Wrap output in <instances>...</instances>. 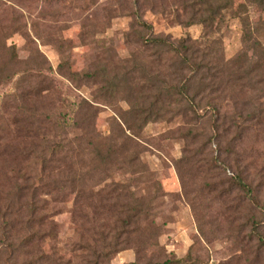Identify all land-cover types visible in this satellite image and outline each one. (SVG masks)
<instances>
[{
    "label": "rangeland",
    "instance_id": "rangeland-1",
    "mask_svg": "<svg viewBox=\"0 0 264 264\" xmlns=\"http://www.w3.org/2000/svg\"><path fill=\"white\" fill-rule=\"evenodd\" d=\"M194 1L0 0V64L8 61L5 47L14 45L16 51V58L7 66L0 85V136L13 138V122L17 115L13 112L20 107V103L11 99L4 101L5 94L29 84L34 86L45 78L50 82L46 86L51 103L44 112L50 124L60 126L59 123L66 120L85 126L84 119L76 111L77 104L85 98L93 108L83 109L82 113L94 114L96 132L102 136L116 132L119 116L130 119L124 100L126 86L111 94V90L103 88L106 83L99 79L85 81L79 76L89 68L105 69L111 81L114 73L122 75L125 59H130L131 55L137 62L149 61L146 54L153 50L143 48L133 31L140 22L152 26L155 34L168 35L173 40L190 38L196 46L208 48L212 41H218L216 45L228 61L242 53L244 46L252 63L263 55L264 9L258 0H222L220 4L226 6L220 9L218 17L209 20L208 27L201 23L178 24L177 13L186 21L185 12L201 9L208 12L212 8L197 4L193 9ZM204 33L207 36L202 37ZM257 41L260 45L253 51L252 44ZM41 61L43 65L38 66ZM237 64L248 66L242 57ZM29 73H34V78L20 85L28 79ZM141 84L139 81L137 86ZM232 93L237 94L236 100L258 104L252 91L239 93L234 88ZM225 104L222 112L231 116L232 103ZM262 107V113L247 124L234 142V150L243 156L248 167L258 204L239 203L237 196L241 193L227 181L225 186L229 191L224 196L206 187L211 179L194 163V159L209 156L207 148L195 153L203 142L201 137L187 146L192 163L189 160L179 162L186 148L184 136L192 127L181 115L150 121L137 130L134 139L139 144L140 160L148 170L142 175L113 173V179L128 181L134 195L142 199L145 213L138 220L130 245L113 254L110 264H161L169 258H184L183 264H264V245L258 240L264 237V103ZM213 125L211 120H200L196 131L212 134ZM52 134L67 137L61 152L65 167L70 166L81 176L97 167L93 161L97 139L91 134L73 126L64 131L54 128ZM237 135L232 127L228 138ZM211 147L216 155V142L213 141ZM7 164L0 158V172ZM225 173L226 177H232L230 170ZM179 174L185 182V191ZM225 176H221L224 182ZM98 187L86 177L79 181L76 188L81 196L77 209L73 204L74 193L66 192L62 201L51 202L52 212L57 213L53 220L58 232L53 243L66 256L71 254V244L83 234L82 226L88 228L93 223L84 222L78 215L87 214L91 219L87 205L99 202Z\"/></svg>",
    "mask_w": 264,
    "mask_h": 264
},
{
    "label": "trees",
    "instance_id": "trees-1",
    "mask_svg": "<svg viewBox=\"0 0 264 264\" xmlns=\"http://www.w3.org/2000/svg\"><path fill=\"white\" fill-rule=\"evenodd\" d=\"M221 1L196 0L191 4L193 9L201 4L212 6L211 10L185 12L186 21L177 13L175 19L178 24L201 23L208 27L209 20L218 17L220 9L226 6L220 4ZM258 1L264 9V0ZM133 31H136V41L143 48L153 50L146 54L149 61L137 62L131 55L130 59H125L122 75L114 73L111 81L106 77L105 69L89 68L79 76L85 81L99 79V82L106 83L103 88L111 90V94L113 90L126 86L124 100L129 107L126 114L130 119L119 116L117 130L112 134L102 136L96 132L93 127L94 114L82 113L83 109L93 108L85 98L76 107L77 115L84 119L85 126L66 120H62L60 126L50 124L44 112L51 103L46 86L50 82L46 78L38 80L34 86L29 84L19 91L5 94L4 101L11 99L20 103V107L13 112L17 114L13 122V138L0 136V158L8 163L7 168L0 172V264H110L113 254L130 245L138 220L145 213L142 199L134 195L131 185L126 183L128 181L113 179V173L142 175L147 172L148 167L140 160L139 144L134 138L137 137V130L148 122L165 120L168 116L181 115L187 124L192 125L184 136L186 148L179 162L189 160L192 163L189 159L191 151L187 146L193 145L201 137L203 142L195 153L207 148L209 156L194 159V163L208 175L212 174L207 175L211 182L206 187L224 196L229 191L225 186L227 181L241 193L237 196L239 203L247 201L258 204L255 188L249 180L248 167L243 156L234 150V142L247 124L262 113L264 52L252 63L251 58H247L244 46L242 53L228 61L216 45L218 41H212L206 48L196 46L190 38L173 40L168 35L155 34L152 26L146 22H140ZM205 36L207 34L204 33L202 37ZM259 45L258 41L253 42V51ZM5 51L8 61L0 64V85L7 66L16 58L14 45L5 47ZM241 57L248 62L246 68L243 64H237ZM37 65L41 66L43 62ZM34 75L29 73L28 79L20 85L28 83ZM139 81L142 84L137 86ZM234 88L239 93L243 90L254 92L253 97L258 104L236 100L237 94H231ZM226 102L232 103L231 116L226 111L222 112ZM204 119L214 123L212 134L196 131L197 124ZM56 126L63 131L71 126L79 127L97 139L94 142L97 154L93 158L97 167L91 173L81 176L70 166H64L61 152L66 146L67 137L52 134ZM232 127H235L238 135L228 138ZM213 141L217 144L216 155L211 147ZM226 170L232 172V177L225 176ZM222 174L227 178L225 182ZM179 175L185 191V182ZM84 177L99 186V202L95 201L94 204L92 201L87 205L90 220L87 214L78 212V217L84 222L93 223L88 228L82 226L83 234L71 244V254L66 256L53 243L58 235L57 224L53 220L57 213L52 212L50 205L51 202L62 201L68 192L75 194L73 204L77 209L81 194L76 187ZM258 240L264 245L263 236ZM184 262V258H169L161 264Z\"/></svg>",
    "mask_w": 264,
    "mask_h": 264
}]
</instances>
